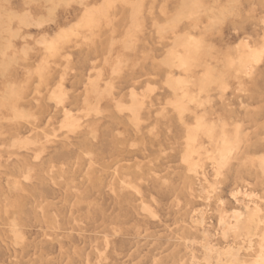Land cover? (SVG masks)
Returning <instances> with one entry per match:
<instances>
[{"label": "rangeland", "instance_id": "rangeland-1", "mask_svg": "<svg viewBox=\"0 0 264 264\" xmlns=\"http://www.w3.org/2000/svg\"><path fill=\"white\" fill-rule=\"evenodd\" d=\"M0 264H264V0H0Z\"/></svg>", "mask_w": 264, "mask_h": 264}, {"label": "bare ground", "instance_id": "bare-ground-1", "mask_svg": "<svg viewBox=\"0 0 264 264\" xmlns=\"http://www.w3.org/2000/svg\"><path fill=\"white\" fill-rule=\"evenodd\" d=\"M181 59H182V58H181ZM183 59H184V58H183ZM185 59H187V58H185ZM185 59H184V60H185ZM183 64H184V63H183ZM183 64H182V65H183ZM186 64H187V63H186ZM220 154H223V153H222V152H220ZM222 158H224V157H223V155H222ZM221 161H222V160H221ZM239 220H240V219H239Z\"/></svg>", "mask_w": 264, "mask_h": 264}]
</instances>
